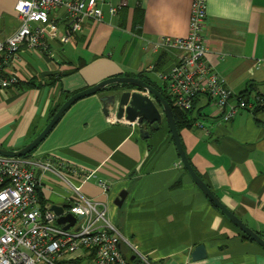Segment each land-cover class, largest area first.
Returning a JSON list of instances; mask_svg holds the SVG:
<instances>
[{
  "label": "crops",
  "instance_id": "obj_1",
  "mask_svg": "<svg viewBox=\"0 0 264 264\" xmlns=\"http://www.w3.org/2000/svg\"><path fill=\"white\" fill-rule=\"evenodd\" d=\"M18 0H0V41L20 21ZM193 0H105L104 20H83L47 49L22 47L6 72L20 84L0 90V147L16 150L48 123L50 113L73 94L113 76H134L164 87L159 72L176 62L173 48L155 49L162 38H185ZM126 2L112 16L107 4ZM206 59L233 94H264V0H206ZM139 11L135 24V12ZM74 102L29 158L37 168L41 203L67 209V178L82 195L101 202L117 229L154 264H264V248L240 231L193 182L181 164L168 124L143 136L136 124L103 113L110 89ZM191 116L204 125L182 128L188 159L221 202L264 237V109H240L229 121L199 95ZM90 174L82 182L81 178ZM106 185L104 191L102 185ZM126 191L121 206L114 203ZM198 245L205 257L192 259ZM139 263V260H133Z\"/></svg>",
  "mask_w": 264,
  "mask_h": 264
},
{
  "label": "built area",
  "instance_id": "obj_2",
  "mask_svg": "<svg viewBox=\"0 0 264 264\" xmlns=\"http://www.w3.org/2000/svg\"><path fill=\"white\" fill-rule=\"evenodd\" d=\"M103 3L105 0H18L15 10L20 23L0 41V90L19 84V78L7 73L6 67L22 47L45 51L48 39L59 38L61 24L67 40L80 30L83 20L102 22ZM106 4L112 16L126 6V2ZM206 16V0H193L188 35L164 37L154 46L178 52L175 64L158 77L178 109L193 111L197 97L205 95L217 107L219 118L229 121L238 110L256 107L264 100L257 95L247 101L233 94L209 64L203 33ZM192 125L204 128L198 118ZM37 168L50 170L53 164L0 155V264H130L131 256L143 264H154L111 223L101 202L82 195L80 187L67 178L63 181L71 186L73 198L63 214L82 218L69 228H64L67 223H57L51 204L39 200ZM102 186L106 191V185Z\"/></svg>",
  "mask_w": 264,
  "mask_h": 264
},
{
  "label": "water",
  "instance_id": "obj_3",
  "mask_svg": "<svg viewBox=\"0 0 264 264\" xmlns=\"http://www.w3.org/2000/svg\"><path fill=\"white\" fill-rule=\"evenodd\" d=\"M120 85L126 88L128 87V89L118 90L115 87V89H110L108 94H104L101 97V101L103 102V113L105 115L113 113L118 120L124 119L130 124H136L139 128V132L143 136L149 135L150 131L157 130L164 118L168 124L181 164L186 169L196 186L240 231L264 248V237H261L256 231L248 227L239 217L229 210L197 174L183 148L172 107L159 89L142 78L134 76H113L101 80L93 86L73 93L59 106L48 123L31 141L16 150L0 147V155L10 157H23L28 155L39 146L65 111L74 102L85 96L101 92L106 87ZM125 196L126 191H121L114 200V203L121 206ZM51 209L56 215H58L57 223H67L64 228H69L76 222V220L82 218L81 215L75 216L71 213L63 214L64 207L61 205L53 204L51 205ZM205 255V248L203 245L195 247L191 254L192 259L194 260L201 259L205 257ZM129 259L133 261L135 256H131Z\"/></svg>",
  "mask_w": 264,
  "mask_h": 264
},
{
  "label": "trees",
  "instance_id": "obj_4",
  "mask_svg": "<svg viewBox=\"0 0 264 264\" xmlns=\"http://www.w3.org/2000/svg\"><path fill=\"white\" fill-rule=\"evenodd\" d=\"M123 9V8H122ZM121 9V10H122ZM138 16H139V11L138 9H136V12H135V24H137V21H138ZM144 80V79H143ZM146 82L150 83L151 85L155 86L157 89H159L161 91V93L163 94V96L167 99V101L169 102L170 106L172 107V110H173V115H174V118H175V122H176V126L178 128V130L180 131L182 128H185V127H190L194 121L195 118H193L191 116L192 114V111H182L180 109H178L177 107H175L172 103V101L170 100V97L168 96L167 92H166V89H165V86L164 87H159L157 86L156 84H154L153 82H150L148 80L145 79ZM20 84V82H19ZM18 84V85H19ZM115 88V87H113ZM249 94H250V91L247 89L245 90L244 92H241L240 93V96L242 98H244L245 100L249 101ZM72 94H66V97H65V100ZM259 96L262 98V100H264V94H259ZM64 100V101H65ZM63 101V102H64ZM61 102L59 105L55 106V108L51 111L50 113V117H49V120L50 118L53 116V114L55 113V111L59 108V106L63 103ZM196 103V102H195ZM194 103V105H195ZM264 109V103L262 104H258L256 106V109ZM33 152V151H32ZM29 153L28 155H25L23 157H29L31 154ZM130 264H143L141 261L139 263H136L135 261H132L130 262Z\"/></svg>",
  "mask_w": 264,
  "mask_h": 264
},
{
  "label": "rangeland",
  "instance_id": "obj_5",
  "mask_svg": "<svg viewBox=\"0 0 264 264\" xmlns=\"http://www.w3.org/2000/svg\"><path fill=\"white\" fill-rule=\"evenodd\" d=\"M108 217H109V216H108ZM109 220L111 221V223H112L113 225H115V226L117 225V224H116V221H114L112 218L109 217ZM132 243H133V242H132ZM147 259H148V258H147ZM149 261H150V260H149ZM150 262H151V261H150Z\"/></svg>",
  "mask_w": 264,
  "mask_h": 264
}]
</instances>
